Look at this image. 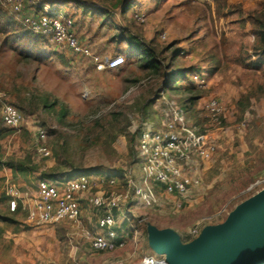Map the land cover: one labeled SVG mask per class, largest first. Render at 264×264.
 I'll use <instances>...</instances> for the list:
<instances>
[{
	"label": "rangeland",
	"instance_id": "rangeland-1",
	"mask_svg": "<svg viewBox=\"0 0 264 264\" xmlns=\"http://www.w3.org/2000/svg\"><path fill=\"white\" fill-rule=\"evenodd\" d=\"M2 1L0 75L11 78L10 85L16 90L0 89L3 95L0 100L1 111L2 101L14 104L17 96H21L31 101L34 112L26 114L27 118L20 131L14 130L0 141V213L8 212L4 187L7 179L13 181L14 178L13 172L6 166L10 159L26 161L29 166L33 163L39 165V172H34L27 179L15 181L21 183L22 190L30 196L37 189L41 171L64 175L67 179L79 174L116 173L121 178L118 190L124 193L125 174L132 172L134 176L139 175L136 144L141 123L146 120L158 122L156 107L163 94L187 108L191 103L188 97L191 93L186 92L184 81H173L170 89L165 91L162 86L165 75L158 76L142 69L141 62L129 65L123 73L96 72L88 61L75 56L71 51L58 50L47 38L48 41H43L45 49L63 54L69 66L58 61L24 60L18 56V51L5 43L8 36H15V30L8 26L2 15H14L3 8ZM184 1L190 13L198 16L199 26L194 29V36L192 30L172 20L171 4L162 6L158 0H135V11L126 13L124 20L120 12H117L118 25L110 19L108 24L103 25V14L90 9H108L110 4L107 0H70L64 9L75 19L81 39L100 43L106 58L113 57L117 52L112 50L116 40L111 42V39L120 33V27H125L127 33L142 37L145 44L148 40L154 41L158 51H166L162 57L164 67L170 61L172 52L177 49L187 52L186 57L177 56L175 59L178 68H187L193 63L203 67L210 84L207 89L192 85L195 89L192 95L198 97V100L195 99L197 110L195 108L194 112L192 109L188 112L189 119L203 126L205 114L200 107L209 98L220 99L226 107V113L222 129L214 133L217 144L215 155L211 160L200 163L198 176L201 183L194 197H170V200L164 197L161 209L158 210L138 204L128 205L136 229L132 232L134 237H130L125 250L113 253L92 252L82 238L72 235L74 229L68 224H22L18 234H14L13 226L0 222V264H106L133 253L139 259L152 252L147 224L159 229L170 228L186 243L190 240L189 231L196 225L205 227L225 223L240 204L264 189V99L252 98L243 109L237 107L250 85L264 83V64L254 65L248 37L245 63H238L231 72L223 62L217 64L218 58L222 60L218 38L224 32L226 22L216 15L215 0ZM227 2L229 6H241L246 18L264 4V0ZM85 10L87 15L83 13ZM137 11L146 14L144 23L136 18ZM18 20H21L20 16ZM149 29L152 32L147 35ZM144 36L148 39H144ZM168 47L172 48L168 50ZM211 81L219 85H213ZM218 92L227 98L217 96ZM45 101L49 108H44ZM51 104L54 106L50 107ZM61 108L66 112L63 119ZM146 113L149 118H146ZM37 128L47 132L44 144L51 156L45 157L37 152ZM258 181L262 182V188L252 190L251 186Z\"/></svg>",
	"mask_w": 264,
	"mask_h": 264
},
{
	"label": "built area",
	"instance_id": "built-area-1",
	"mask_svg": "<svg viewBox=\"0 0 264 264\" xmlns=\"http://www.w3.org/2000/svg\"><path fill=\"white\" fill-rule=\"evenodd\" d=\"M56 0H3L5 10L20 16L26 9L33 14L21 16V23L33 33L50 39L62 50L71 51L89 59L98 71L118 70L126 60L117 55L102 58L79 38L75 19L56 11ZM136 18L144 23L146 14L138 12ZM164 39L166 37H163ZM192 85L207 89L210 84L204 72L194 75ZM165 93V92H164ZM0 94V100H2ZM156 107L159 113L157 123L146 120L141 123L137 136V158L139 175L125 174L124 193L119 192L121 178L116 173L82 174L63 181L40 180L37 189L30 196L22 190L23 185L6 180L4 194L7 210L21 214L27 223L36 226L68 224L74 229L72 235L79 236L94 253H113L125 250L130 237H134L128 205L138 204L145 208L161 209L162 198L188 199L194 197L200 186L198 176L200 163L207 162L215 155L217 144L214 133L222 129L226 107L220 99L205 100L200 109L204 112L203 126L192 123L188 111L160 96ZM202 102V101H201ZM2 120L5 127L20 131L24 126L23 114L11 103L2 101ZM35 137L38 152L45 157L51 152L45 146L47 132L37 128ZM117 175V176H116ZM256 182L251 189L262 188ZM262 191V190H261ZM89 214L94 227L85 224ZM206 227V226H205ZM204 227L196 225L189 231L188 244L198 239ZM136 230V229H135ZM137 233V231H135ZM181 239V238H180ZM152 249V248H151ZM135 253L106 264H169L166 251H155L141 256Z\"/></svg>",
	"mask_w": 264,
	"mask_h": 264
},
{
	"label": "trees",
	"instance_id": "trees-1",
	"mask_svg": "<svg viewBox=\"0 0 264 264\" xmlns=\"http://www.w3.org/2000/svg\"><path fill=\"white\" fill-rule=\"evenodd\" d=\"M110 4V7H90L92 12H99L103 14L105 17V22L103 25L108 24V20L112 21V23L116 22L117 11H120V15L124 16L126 13L131 11L134 8L135 3L132 0H107ZM160 4L167 5L171 4L170 14L172 16V20L176 21L182 26L192 30V35L196 33L194 31L198 25V16L190 13L189 8L184 0H158ZM69 1H60L55 2L56 11H60L62 7ZM215 13L218 17L223 18L224 21L228 24V36L223 35L221 40V52H222V60L218 62V64H223L228 68L237 65L238 63L246 62V38L248 33L245 32L247 24L250 25V33L254 36V43L252 45V54L256 58L264 59V4L258 9L252 11L248 19L245 20L243 18L242 7L239 5L229 6L227 0H215ZM84 10V9H83ZM87 10V9H86ZM83 13L85 15L88 14L87 11ZM91 12H89L90 14ZM1 15V12H0ZM22 15H20L21 17ZM5 18L8 26L14 28L15 36L7 37L5 40L6 44L12 46L14 50L18 51V56L23 58L24 60H35L36 62H45V60L49 61H58L60 64L69 66L68 60H66L63 54H60L57 51H48L45 49L43 41L46 37L37 35L32 31L28 30L21 21L18 20V16L8 17L5 14L2 15ZM101 24V25H102ZM115 24V25H116ZM117 26V25H116ZM199 30V29H198ZM117 38V39H116ZM142 38V37H141ZM138 36L131 35V33H127V30L124 28H120V33L118 35H114L111 39V42L116 40V44H122L123 42H127L129 48L124 53V58L126 60L125 64L119 68L120 73H123L128 69L129 65L138 64L141 62L142 69L149 70L158 76L162 74L165 75L163 89L166 91L170 89L173 81L178 79H182L184 81L185 90L189 94V100L191 101L190 105L185 108L188 112H194L196 108V100L198 97L193 96L195 89L192 86V79L194 75L201 73V68L196 66H190L188 68H178L175 59L177 56H184L181 50H175L172 52L170 61L164 67L162 63V57L164 56V50L158 51L154 41H148L146 44L143 39ZM47 40V39H46ZM48 41V40H47ZM172 47H168L167 49H171ZM165 49V50H167ZM120 54V52L118 53ZM161 57V59L159 58ZM263 63H255V66H261ZM163 69H165L163 71ZM118 71V72H119ZM164 72V73H162ZM129 81V79H126ZM11 78L0 75V89H4L6 91L16 90L15 87L10 85ZM136 82V81H135ZM12 91V92H13ZM254 98L256 100L264 99V83L263 84H252L247 88V93L243 96L240 104L237 105L238 108L243 109L250 100ZM148 106L150 105V101H147ZM20 112L23 114L24 119H26L28 113L32 114L34 112V108L32 106L31 101H29L25 97L17 96L16 102L13 104ZM54 105L51 104L50 107ZM152 107V105L150 106ZM149 107V108H150ZM44 108H49L44 102ZM151 111L153 107L150 108ZM197 110V108H196ZM61 119L66 116V112L64 108H61ZM147 114V113H146ZM0 115L2 116V111L0 107ZM0 116V141L4 138L10 136L14 130L8 127L3 126V120ZM148 114L146 115V118ZM97 123V121H96ZM38 152V151H37ZM2 164L0 163V170L2 169ZM6 166L13 172V181H17L19 179H27L29 175H32L34 172H39L40 167L38 164L33 163L32 166H29L26 161H14L10 159L7 161ZM80 175V174H79ZM78 176V175H77ZM73 177H76L73 175ZM70 178V177H69ZM72 178V177H71ZM40 180H48L51 182L63 181L64 175L59 174H48L41 171ZM39 180V181H40ZM6 200V198H4ZM20 217L25 218L23 215L11 214L9 211L7 214L0 213V222L7 223L13 226L14 233H18L20 231L19 227L22 224H28ZM30 226V225H28ZM155 226V225H154ZM157 227V226H156Z\"/></svg>",
	"mask_w": 264,
	"mask_h": 264
},
{
	"label": "water",
	"instance_id": "water-1",
	"mask_svg": "<svg viewBox=\"0 0 264 264\" xmlns=\"http://www.w3.org/2000/svg\"><path fill=\"white\" fill-rule=\"evenodd\" d=\"M147 232L150 247L166 251L169 264H264V189L191 243L183 244L170 228L147 224Z\"/></svg>",
	"mask_w": 264,
	"mask_h": 264
},
{
	"label": "crops",
	"instance_id": "crops-1",
	"mask_svg": "<svg viewBox=\"0 0 264 264\" xmlns=\"http://www.w3.org/2000/svg\"><path fill=\"white\" fill-rule=\"evenodd\" d=\"M134 3H135V0H132ZM137 1V0H136ZM229 3V2H228ZM66 6L68 5V4H65ZM64 5V6H65ZM62 7V9L59 11V12H62V13H64V14H66V15H70V16H72L69 12H66L65 10L66 9H64V8H66V6L65 7ZM135 9H136V4L134 5V8L131 10V12H134L135 11ZM64 10V11H63ZM119 11V10H118ZM117 11V12H118ZM243 8H242V13H243ZM35 12V10H32V9H26L23 13H22V16H24V15H30V14H33ZM120 12V11H119ZM130 12V11H129ZM139 11H137V12H135V14H137ZM244 15H245V13H243ZM243 15V18L245 19V20H247L248 18H246L245 16ZM121 16V15H120ZM125 16H126V14L124 15V16H122L121 18L124 20L125 19ZM120 18V19H121ZM117 25H118V23H117ZM120 28H124V29H126L125 27H120ZM201 28V27H200ZM224 30V32L221 34V36L218 38V44L221 46V40H222V37H223V35H225V36H228L229 34H228V24L226 23V27L223 29ZM198 31V34H200V30H197ZM76 32H77V34H78V31H77V26H76ZM151 30L149 29V31H148V33H146L147 35H149V34H151ZM245 32H247L248 33V35H250V36H247L248 38H249V46L251 45H253V43H254V36L250 33V25H249V23L247 24V27H246V29H245ZM79 36V35H78ZM192 36H194V35H192ZM79 38L81 39V37L79 36ZM144 39H148V37H146V36H144L143 37ZM48 39V38H47ZM49 41H50V39H48ZM152 40V39H151ZM246 40H247V38H246ZM81 41H83L82 39H81ZM148 41H150V40H148ZM51 42V41H50ZM86 45H88L92 50H93V52L95 53V54H97V55H99L100 57H102V58H106V56H104V54H103V51L101 50V45H100V43H97V42H95V43H93V42H89V41H87V40H84L83 41ZM54 46H56L57 48H58V50L60 49V50H62L57 44H54L53 42H51ZM96 46H98V49L96 48ZM129 48V46H128V43L127 42H123L121 45L120 44H116V43H114L113 44V46H112V50H115V51H117V52H115V55L113 56V57H115V56H117V55H122V56H124V53L122 54V51H125V50H127ZM102 52V53H101ZM120 52V54H118ZM73 53V52H72ZM182 53H183V55L186 57V54H187V52H184V51H182ZM75 56H77V57H79V58H83L84 60H86V61H88L90 64H91V66L93 67V70H95L96 72H104V71H119V69L118 70H103V71H98L97 69H96V67H95V65L89 60V59H87V58H85V57H82V56H80V55H76V54H74ZM221 55H222V52H221ZM252 56V60H253V62H255V63H263L264 64V59H260V58H256L255 56H253V54L251 55ZM107 58H112V57H107ZM189 59H193V58H189ZM220 59L221 58H218L217 60V64H218V62L220 61ZM191 63H192V61H190ZM190 66H196V67H199V68H201V72H204V70L202 69L203 67L202 66H200V65H197V63H193V64H191ZM190 66H188V67H190ZM225 66V65H224ZM187 67V68H188ZM227 69H229V72H231L233 69H234V66L233 67H230V68H228L227 66H225ZM84 73H86L87 74V70H85V72ZM125 80V79H124ZM126 81H128V80H126ZM216 81V80H215ZM211 84H215V85H219L218 83H215L214 81H211ZM219 87V86H218ZM217 96H222L223 98H227L225 95H223V93L222 92H218L217 94H216ZM23 221L24 222H26L27 223V221H26V219L24 218L23 219ZM29 224V223H28ZM85 224L87 225V226H89V227H94V225H95V219L94 220H92L91 221V218H90V215L89 214H87L86 215V217H85ZM14 234H18V233H14Z\"/></svg>",
	"mask_w": 264,
	"mask_h": 264
}]
</instances>
